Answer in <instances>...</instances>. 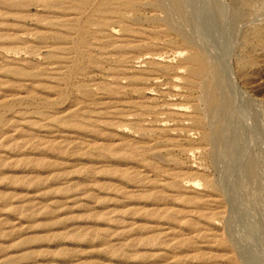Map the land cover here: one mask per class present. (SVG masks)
Returning a JSON list of instances; mask_svg holds the SVG:
<instances>
[{
  "label": "rangeland",
  "instance_id": "obj_1",
  "mask_svg": "<svg viewBox=\"0 0 264 264\" xmlns=\"http://www.w3.org/2000/svg\"><path fill=\"white\" fill-rule=\"evenodd\" d=\"M163 3L0 0V264H264V0Z\"/></svg>",
  "mask_w": 264,
  "mask_h": 264
},
{
  "label": "bare ground",
  "instance_id": "obj_2",
  "mask_svg": "<svg viewBox=\"0 0 264 264\" xmlns=\"http://www.w3.org/2000/svg\"><path fill=\"white\" fill-rule=\"evenodd\" d=\"M155 1V4L156 5H159V6H161L162 8H165V5H164V0H154ZM172 1V0H171ZM175 1V0H174ZM182 3V2H181ZM176 4H178L177 2H176ZM175 5V4H174ZM176 6V5H175ZM180 6V5H179ZM25 7V6H24ZM181 8V7H180ZM170 10V9H169ZM177 10V9H176ZM12 12V11H11ZM175 14V13H174ZM79 16V15H78ZM78 16H77V18H78ZM63 17V16H62ZM76 17H75V15H71V16H68L67 17V22H72V21H74V19H75ZM79 24V23H78ZM170 24V23H169ZM166 25V24H165ZM79 26H80V24H79ZM168 26V25H167ZM192 43V42H191ZM197 46V45H196ZM78 47V46H77ZM198 48V47H197ZM201 52V51H200ZM77 53V52H76ZM65 58V57H64ZM188 60V59H187ZM189 62H190V64L191 65H194V66H197V67H199V68H202L203 67V64H204V62H203V59L201 58V56H199V55H192V56H190L189 57ZM58 63V62H57ZM202 70V69H201ZM209 72V71H208ZM190 79V78H189ZM203 80V79H202ZM41 83V82H40ZM31 90V89H30ZM217 92V91H216ZM16 100V99H15ZM212 100V99H211ZM216 103H217V101H216ZM42 114H43V112H41ZM215 114V113H214ZM45 115V114H44ZM204 119V118H203ZM28 120V119H27ZM199 121V120H198ZM186 128V127H185ZM64 134H66V133H64ZM50 135V134H49ZM22 137V136H21ZM30 137V136H29ZM25 139V138H24ZM42 139V138H41ZM50 139V138H49ZM36 140V139H35ZM28 141V140H27ZM38 141L39 140H36V142L38 143ZM43 141H44V139H43ZM35 142V141H34ZM43 143V142H42ZM60 144V143H59ZM38 148V147H37ZM143 171V170H142ZM141 171V172H142ZM136 175V174H135ZM213 201V200H212ZM212 201H210V202H212ZM176 232V231H175ZM175 237V236H174ZM220 240H222V239H220Z\"/></svg>",
  "mask_w": 264,
  "mask_h": 264
}]
</instances>
